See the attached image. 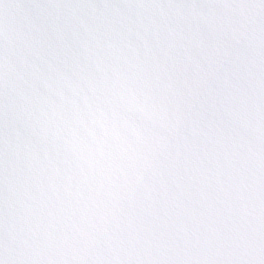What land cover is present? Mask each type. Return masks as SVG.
<instances>
[{"label": "snow or ice", "instance_id": "1", "mask_svg": "<svg viewBox=\"0 0 264 264\" xmlns=\"http://www.w3.org/2000/svg\"><path fill=\"white\" fill-rule=\"evenodd\" d=\"M0 264H264V0H0Z\"/></svg>", "mask_w": 264, "mask_h": 264}]
</instances>
